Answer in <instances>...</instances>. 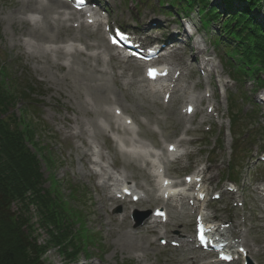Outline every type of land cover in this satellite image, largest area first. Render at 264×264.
Instances as JSON below:
<instances>
[{
    "label": "rangeland",
    "instance_id": "rangeland-1",
    "mask_svg": "<svg viewBox=\"0 0 264 264\" xmlns=\"http://www.w3.org/2000/svg\"><path fill=\"white\" fill-rule=\"evenodd\" d=\"M99 1L108 10L110 24L114 23L116 26L130 30L138 28L153 38L159 39L164 36L171 37L176 32H184L183 22L177 23L175 21L179 20L167 18L164 15L167 11L159 7L162 0ZM210 1L213 7L220 8L219 13L222 18L215 27V30L218 31L220 25L229 15L222 7L224 6L223 0ZM22 2L23 0H0V54L4 59H8L11 65H16L15 72L18 76L22 75L33 83H38L39 89H37L42 97L34 98L38 103L37 111L41 117L40 120L42 119L41 121L53 131L54 137L50 147L53 150L52 157L55 165L52 170H49L46 164H43L42 172L47 181L45 188L48 189L53 184L49 179L51 176L59 182L60 189L64 194L69 193L68 188L70 189L72 185L84 186L83 190L87 192L89 200L87 198L84 200L89 209L87 210L88 228L95 233L101 244L99 249L91 247L89 257L82 255L74 263L64 258L57 248L52 247L45 256L46 263L178 264L177 262H181L180 264H185L182 262L186 258L200 254L195 251L196 254L186 255L183 251L173 249L170 242V247L167 249L168 247L165 248L159 238L146 232L144 223L140 227H136L133 220L137 213L138 217L144 220L147 214L149 217L152 216L153 210L142 204L127 206L109 202L106 198L107 193L102 186V179L97 175L100 168L82 161V153L86 151L83 140L91 141L92 138L94 141H98V150L105 157L102 162L103 166L109 167V171L115 174L113 165H116L119 171L127 173L135 180H140L142 184L150 188V185L141 178L139 172L131 167H125L121 159L115 156L112 152L113 143L108 138H95L97 131L91 115L87 112L84 99L80 95V92H85L84 89L80 84L74 83L71 86L63 80L70 67L82 69L80 64L83 62L99 66V63L90 60L89 57L101 54L103 65L100 63V70L109 74V83L113 91L128 109L127 112H124L122 108L117 110L118 107H114V110L123 114L122 117L132 118L133 116L137 120L132 118L136 123V133L141 139H144L145 144L150 148L161 145L167 147L168 143L178 138L198 141L197 144L185 145L181 149L183 157L178 163L174 164L168 157L170 161L168 174L170 177H175L176 174L182 175L187 170L206 171L207 189L211 192L206 200V204L210 202L208 214L217 217L222 223L233 221L234 225L239 226L240 231H246L244 239L249 242L256 253V255L249 256V261H240L239 264H264V162L261 161L264 157V91L261 90L262 87L258 82L254 83V75L249 74L234 82L232 79L237 76L233 73L232 67L225 65L220 60L219 54L224 53V48L222 46L218 49L214 48L211 40L212 35L209 36L205 31H201L199 17L196 13H192V22L184 21V24L191 27L193 23L199 29V34L189 43L191 49L195 50L186 55L187 63L194 64L192 56L196 53L197 46L204 50L199 56L200 60L203 57L210 59L211 66L215 65L216 67L211 80L214 89L208 88V79L206 78L207 74L213 70L212 67L207 68L208 73H206L201 72L200 66L197 64L198 72L192 74L190 79L180 78L179 87L182 84L184 86L183 82L186 81L191 85L199 86L197 90L190 88L189 94L205 97L215 93V97L211 96L199 105V115L194 123L185 125L193 133L186 136L184 129L179 127L176 122L177 113L183 106L174 100L168 105L160 101L163 103L162 105L158 100L154 105L152 98L148 97L143 89L141 90V85L133 84L134 81H139L143 77L142 69L137 68L132 62L124 65L119 64L114 58L109 61L111 52L106 48L108 43L103 33V27L97 33H92V30L88 29L78 34L70 30L64 33V40L58 44L38 43L20 34V30L26 29L20 18L30 19L29 25H34L35 20L40 18L39 15L31 12L20 16L18 7ZM236 6L242 7L243 5L236 3ZM59 13H67V11L62 8L56 15ZM260 14L261 17L264 15V5ZM183 16L180 15L179 18ZM17 17L19 20L13 25ZM153 21L158 23L155 24ZM73 34L80 36L81 39L74 40L71 36ZM86 43L95 45L94 49L87 48V50ZM175 45L176 48L173 50H183V44L178 42ZM53 47L66 48V53L54 51ZM73 48L80 49V55H76ZM169 49L167 48L168 52L173 51H169ZM179 53L181 54V52ZM183 54L185 53L183 52ZM54 62L64 65V69L52 64ZM173 64L175 67L177 66L176 59ZM132 68L136 70L134 73ZM122 71L127 73L126 77L119 79L116 75ZM95 75L98 78L103 77L102 72ZM70 79L74 81L73 75H70ZM117 80L120 81H118L119 85L122 84L124 87L126 84L129 87L119 89L115 84ZM217 85H219V89ZM206 91L210 93H206ZM211 104L212 107L209 109ZM213 107L214 111L210 114ZM231 107H233L232 111ZM232 112L236 117L235 126L230 121ZM207 116L210 118L202 123ZM102 123L108 128L105 120ZM210 127L211 132L207 134ZM220 146H223V149ZM234 148H236L235 151ZM186 152L192 156H185ZM158 154L161 156L163 153L158 152ZM92 159L98 160L97 157ZM229 163L233 166L228 168ZM233 172L237 180L238 191L229 195L230 193L227 192V194L226 191L234 190L233 187L229 188L228 180V177L229 179L233 177L231 174ZM215 194H220L221 199L213 200ZM157 206L162 207L160 204ZM178 206L181 205L178 204ZM167 212L170 213V210L167 209ZM36 215L34 214V218H37L35 221H38ZM172 223L173 225L168 227H159L160 233L168 232L172 237L192 240L195 218L185 215ZM41 228V226L38 227L39 230ZM126 237L132 241L141 242L140 245H143L141 250H136L131 244L127 245ZM41 239L46 242L49 237L45 233Z\"/></svg>",
    "mask_w": 264,
    "mask_h": 264
},
{
    "label": "trees",
    "instance_id": "trees-1",
    "mask_svg": "<svg viewBox=\"0 0 264 264\" xmlns=\"http://www.w3.org/2000/svg\"><path fill=\"white\" fill-rule=\"evenodd\" d=\"M261 2L264 0H223L229 16L215 43L224 46L227 63L240 76L254 75L264 87ZM167 3L186 13L199 7L206 30L222 18L220 8L212 7L210 0ZM15 67L0 54V264H47L45 256L52 247L74 263L82 255L89 257L91 247H101L88 228L87 193L83 186L72 185L64 194L53 176L49 178L53 184L45 188L43 163L49 170L55 165L50 147L53 132L37 111L38 85L18 76ZM45 233L46 242L41 239Z\"/></svg>",
    "mask_w": 264,
    "mask_h": 264
},
{
    "label": "bare ground",
    "instance_id": "bare-ground-1",
    "mask_svg": "<svg viewBox=\"0 0 264 264\" xmlns=\"http://www.w3.org/2000/svg\"><path fill=\"white\" fill-rule=\"evenodd\" d=\"M64 8L65 10L71 11L68 16V20L65 21V15L62 13H58L60 9ZM72 7L61 0H23L22 4L18 7V13L21 15H26L27 13L31 12L34 14H37L40 16L39 21H36L34 25H29L30 19H24L20 18L22 24L26 26L25 30H20L21 36H27L31 38L32 40L38 42V43H52V44H58L59 42L64 40V33L68 32L70 30H74V33L81 34L83 30L90 29L91 27L85 26L84 22H81L82 17H84V14H78L72 12ZM56 15V17H54ZM263 18V17H262ZM18 17L14 20L13 25L16 24ZM20 23V21H18ZM80 23V30L76 32V29L71 27L70 23ZM99 31V26L95 27L94 32ZM72 38L75 39H81L80 36L77 35H71ZM80 41V40H76ZM198 45V43H197ZM106 46V45H104ZM95 45L86 43V48L88 49H94ZM106 48L108 50H111L110 47ZM54 51H58L62 54L66 53V48L62 47H53L52 48ZM72 50L75 51L76 55H80L79 50L76 48H73ZM204 50H202L199 46L197 48V53L193 56L194 61H196V64H200V61L198 60L199 55H202ZM113 58H117L119 60V63L126 64V61L120 58L118 55H110V60ZM90 60L95 61L99 63V66H93V64L89 65L87 63H82L80 64L82 66V69L79 68H73L70 67L68 68V74L63 77V80L68 82L71 86L74 83L80 84L82 88L84 89V93L80 92V95L82 99H84L85 106L87 108V112L89 115H91L92 122L94 124V127L97 131V135H95V138H108L112 143V152L115 154L116 157H119L125 167H135L139 172L142 173L141 176H143V180H145L149 185L154 183L155 181L154 176L145 170L144 167L151 166V160L148 158L147 155H144L140 151H136L134 149L139 150L140 146V141H137L133 138V133L129 130L128 127L125 126L124 122L120 120V118L117 116V114L114 112V107L122 108L124 112H127L128 109L123 105L121 100L116 96L115 92L113 91L111 85H110V80H109V74L105 71L100 70L101 64L103 65L102 57L100 55H97L95 57L90 56ZM210 59H205L204 57L201 60V64L204 66V69L207 68H213L215 69V65L211 66L209 61ZM203 62V63H202ZM101 63V64H100ZM59 68L64 69V65L58 64L57 62L52 63ZM179 65L182 67H188L191 73H194L195 68L192 66H188L187 62L184 59H180ZM203 69V67L201 68ZM177 69L176 71H178ZM175 71V72H176ZM98 72H102L103 77L98 78L95 74ZM132 72H135L134 69ZM175 72H171L168 83L169 85L167 86V90H169L170 84L173 83L171 80H174V74ZM123 76L122 79L126 77V72L122 73ZM70 75H73L74 81L70 79ZM105 76V77H104ZM209 77V75H208ZM116 79V77H115ZM147 79L143 78L140 81H134L133 84H140L141 85V90L146 88L144 86V83H146ZM148 82V81H147ZM115 84L119 89H123L122 85H119L118 80L115 81ZM210 78L208 82V87L210 86ZM196 89H198V86H195ZM152 98H155L156 101H152V103L155 105L159 99V92H154V91H149L148 92ZM164 93V92H163ZM176 91L173 92L175 94ZM207 93V91H206ZM174 98V97H173ZM205 97H200V96H195V97H189L188 93L183 92L178 98L179 103H186L187 110L191 108L193 105H201L204 102ZM212 106V105H210ZM186 110V111H187ZM188 112L186 114H179L177 113V119H178V125L184 124L187 120L189 119H194L196 118V114L193 115L192 117H189ZM208 119L210 118L209 116L207 117ZM106 121L108 128L105 127V125L102 123V121ZM128 120V119H126ZM129 122V121H128ZM190 132V131H188ZM111 135H115V137L111 138ZM83 144L86 146V151L82 153V161L87 162L89 165H93L96 167L100 168V176L104 178V188H110V185L108 186L109 182L114 181V177L111 175V173L108 171L109 167H104L101 165L102 161L104 160V156L100 154L99 144L98 141H94L91 138V141L89 140H83ZM179 144L181 145H186L189 144L188 142H185L184 140H180ZM132 150V151H131ZM165 152V149H164ZM94 156H97L99 158V161H94L92 158ZM153 155L150 156L152 158ZM162 160V159H161ZM120 178H124L125 180H129L127 176H125L123 173H119L118 175ZM114 186L118 187L119 186V181L116 179L115 180ZM129 184V183H128ZM184 186V184H183ZM137 187L140 190H143L144 193L147 195L148 198H154L155 193H156V188L155 186L153 187V192L154 193H149L148 190L145 189V186L143 184H138ZM108 201L115 203L116 198L112 195L108 196ZM158 201L164 202L159 196L155 197V203ZM151 202V201H150ZM150 202L143 201L144 204H150ZM153 203V202H152ZM168 203H164V207H168ZM206 209L204 210L203 213H200L201 218L204 220L205 218L209 219L207 217L208 213H205ZM116 219V218H115ZM158 221H151V218L146 220L144 225L147 227V232L150 234H155L159 237H161V234L157 232ZM238 226H234L233 228H226L224 230V235L228 238L232 236H237V230ZM163 237H161L162 239ZM165 238L169 239L167 235ZM239 239L241 250L246 251V255L250 256L253 255V250L251 248V245L249 242H245L243 240H240V237L237 236ZM125 241L127 245L130 246L133 245L136 250H141L140 248L143 245H140L141 242H138V240L132 241L129 238H125ZM177 242L183 243L184 245L191 244L190 241H183V240H178ZM180 246H182L180 244ZM231 247V245H229ZM244 256V253H243ZM244 258V257H243ZM248 258V257H247ZM183 263L185 264H202L201 262L197 263V260L195 258L191 260H186Z\"/></svg>",
    "mask_w": 264,
    "mask_h": 264
}]
</instances>
